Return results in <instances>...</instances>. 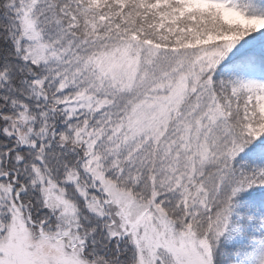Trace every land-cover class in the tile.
Masks as SVG:
<instances>
[{
  "label": "snow or ice",
  "instance_id": "6c2138e0",
  "mask_svg": "<svg viewBox=\"0 0 264 264\" xmlns=\"http://www.w3.org/2000/svg\"><path fill=\"white\" fill-rule=\"evenodd\" d=\"M0 264H264V0H0Z\"/></svg>",
  "mask_w": 264,
  "mask_h": 264
}]
</instances>
